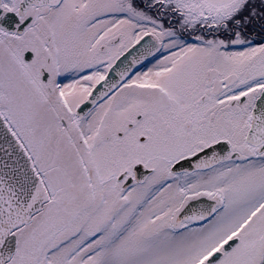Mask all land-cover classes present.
I'll return each mask as SVG.
<instances>
[{"label": "snow or ice", "instance_id": "obj_1", "mask_svg": "<svg viewBox=\"0 0 264 264\" xmlns=\"http://www.w3.org/2000/svg\"><path fill=\"white\" fill-rule=\"evenodd\" d=\"M0 264H264V0H0Z\"/></svg>", "mask_w": 264, "mask_h": 264}, {"label": "flooded vegetation", "instance_id": "obj_2", "mask_svg": "<svg viewBox=\"0 0 264 264\" xmlns=\"http://www.w3.org/2000/svg\"><path fill=\"white\" fill-rule=\"evenodd\" d=\"M9 16H11V14H9ZM4 23H7V20H5V21H3ZM9 27H10V25H9Z\"/></svg>", "mask_w": 264, "mask_h": 264}]
</instances>
